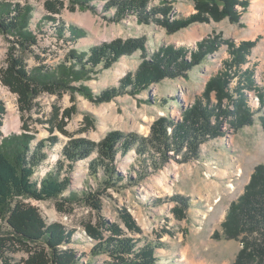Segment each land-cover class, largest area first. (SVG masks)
I'll return each instance as SVG.
<instances>
[{
	"label": "rangeland",
	"instance_id": "obj_1",
	"mask_svg": "<svg viewBox=\"0 0 264 264\" xmlns=\"http://www.w3.org/2000/svg\"><path fill=\"white\" fill-rule=\"evenodd\" d=\"M46 1L0 0L12 4L21 3L34 10L32 28L37 31L39 44L33 46L34 52L23 53L30 69L41 64L56 67L69 57L73 49L87 51L94 45L116 39L126 41L145 38L147 53L137 49L122 56L111 67L104 69L99 66L85 79L74 82L77 86L89 87L95 97L119 86L128 73L137 72L145 57L151 58L161 46L172 44L194 50L197 43L207 37L218 35L222 41L217 51L184 73L166 77L135 94L121 93L103 102L79 91L66 90L62 96L43 93L36 99L37 105L32 110L23 111L19 96L1 82V95L7 114L4 125L0 127V147L10 152L11 145L5 142L14 134L33 137V145L51 136H58L54 146L44 148L47 156L37 166L34 179H43L50 173L58 175L60 179L67 176L71 179L68 189L59 198L21 199L36 205L47 222H62L75 229L74 242L70 246L81 256L80 264H102L108 259L107 255L91 256L94 241L85 233V223L90 221L95 224L98 213L80 201L71 205L65 202L66 206L72 207L68 212L59 211L57 205L73 189L98 187L97 181L90 174V162L97 159L98 153L94 151L70 168V162L63 156V147L80 138L100 142L114 131L135 133L143 137L153 136L151 142L141 144V149L145 150L142 153L132 147L126 154L120 152L113 165H109L108 170L114 166V173L118 172L123 180L108 189L112 197H102L101 215L123 225L120 210L122 207L127 208L143 229L137 235L142 239L141 244L149 241L164 244L163 248L157 249L160 264H235L247 240L259 237L255 234L251 236L250 231L245 230L237 238H229L225 226L232 204L238 202L245 192L257 165H264V106L259 99V94L264 93V31L255 33L251 28L250 23L255 18L252 8L255 0H247V9L240 15V22H231L227 17L211 19L209 22H195L175 32L161 25L155 17L143 22L131 11L126 12L121 19H115L117 8L106 6L111 0H93L97 4L96 10L79 7L75 11L69 8L62 10L60 18L68 25H76L86 31L85 36L78 40L68 41L55 34L52 28L54 21L47 18L49 13ZM153 8L170 12L169 20L186 17L196 11L194 0H150L147 10L152 12ZM236 8L243 7L236 5ZM164 17L162 12L156 16L160 19ZM258 37L260 39L251 48L247 62L230 83L233 92L242 83L247 86V75L243 72L246 69L254 70V86L244 89L253 110L254 123L238 127L233 125L231 117L223 116L217 124L213 118V123L218 126L217 133L202 137L196 152H190L187 144L179 145V149L158 147L153 126L159 118L169 117L174 121H182L184 110L190 109L200 99L206 103L208 82L214 75L227 69L226 63L231 58L225 40H233L239 45L242 41ZM21 50L12 35H6L0 30V73L7 66L11 53L22 54ZM187 58H191L190 54ZM234 97L237 95L234 94ZM209 98L211 105L220 109L227 108L231 111L230 116L235 115V107L228 98L220 103L215 92ZM73 105L77 109L66 120L68 133L56 130L51 135L48 120L55 115L57 108L61 113L60 119L62 112ZM10 108L14 109L18 117V127L10 126L7 130L5 126ZM106 173L109 174L108 171ZM104 174L105 170L99 168L100 181ZM175 206L183 208V219H179L173 212ZM255 253L254 250L250 257L258 254ZM27 256L24 251L17 252L14 254L15 262ZM0 264H3L1 259Z\"/></svg>",
	"mask_w": 264,
	"mask_h": 264
},
{
	"label": "trees",
	"instance_id": "obj_2",
	"mask_svg": "<svg viewBox=\"0 0 264 264\" xmlns=\"http://www.w3.org/2000/svg\"><path fill=\"white\" fill-rule=\"evenodd\" d=\"M149 1L111 0L106 6L113 5L117 8L115 19H121L126 12L131 11L143 22L155 17L157 22L175 32L195 22H209L211 19L221 20L227 17L231 22H240V15L245 12L248 5L247 0H194L196 10L194 13L169 20L170 12L166 10L159 11L158 8H153V11L149 12L147 10ZM236 5L243 8H236ZM45 6L49 13L47 18L54 21L52 28L55 34L65 41L78 40L85 36L86 31L76 25H68L60 18L62 10L69 8L75 11L78 7L97 9V4H94L93 0H69V4L67 0H47ZM161 12L165 17L156 18ZM33 14L32 7H25L21 3L0 2V30L6 35H12L14 42L22 48V54L12 52L8 57L7 66L1 70L0 80L19 96L23 111L32 110L37 105L36 99L43 93L62 96L66 90L79 91L98 102L110 100L121 93L135 94L153 83L160 82L166 77H176L202 63L218 50L222 41L218 35L207 37L198 42L194 50L172 44L161 46L151 58L144 56L140 69L135 73H128L119 86L95 97L89 87L77 86L74 82L85 79L99 66L104 69L111 67L122 56L129 55L137 49L147 53L145 38L126 41L116 39L94 45L87 51L73 49L69 57L56 67L41 64L30 69L23 53L34 52L33 46L39 44L37 31L32 28ZM259 39L260 37L242 41L239 45L233 40H225L231 58L226 63L227 69L214 75L208 82L205 91L206 103L200 99L190 109L184 110L182 121H174L169 117L159 118L153 126V135L158 147L161 149L165 147L166 150L170 147L179 149V145L187 144L190 152H196L202 137L217 133L218 126L215 124L223 116L233 118L231 122L238 127L254 123L253 110L244 92L246 87L255 84L254 70L246 69L243 72L247 75V86L242 83L233 92L230 83L247 62L251 48ZM189 54L190 59L187 58ZM212 92L216 93L220 103L224 98L232 102L235 107L234 116H230L229 109H220L210 104L209 97ZM234 94L237 97H234ZM72 97L75 99L74 94ZM259 99L260 104L264 106V93L259 94ZM76 109V105L65 109L59 119L61 113L57 108L55 115L47 122L51 135H54L56 130L68 133L66 120L72 117ZM6 114L7 107L0 90V127L4 125ZM213 118L216 119L215 124ZM262 124L264 127V118ZM32 139L33 137L29 135L14 134L5 142L11 145L10 152L0 147V259L3 264H80L81 256H78L76 249L70 246L74 242L75 229L62 222H47L36 205L21 199L59 198L71 183L69 176L60 179L54 173L40 180L34 179L37 166L47 156L44 148L54 146L58 136L41 140L36 145H33ZM151 139L153 136L143 137L135 133L124 134L114 131L100 142L80 138L68 142L63 147V156L70 162V168L78 160L89 157L94 151L98 153L97 159L90 162V174L97 181L98 187L73 189L63 198L64 201L58 202L57 205L59 211L68 212L72 207L66 206V203L71 205L80 201L98 213L95 224L90 221L85 223V233L94 241L91 256L107 255L108 259L102 264H160L157 249L163 248L164 244L160 241L141 244L142 239L137 235L141 234L143 229L127 208L122 207L120 210L123 225L111 222L101 215L102 197H112L108 189L123 180L118 172L114 173V166L108 170L109 165H113L120 152L126 154L132 147H136L142 153L145 150L141 149V144L151 142ZM99 168L105 170L101 181L98 176ZM173 212L179 219L185 217L180 206H175ZM225 226L229 238H237L245 230H249L251 236L253 234L259 236L253 237L251 241L247 240V245L240 250L235 264H264V165H257L245 192L239 197L238 202L232 204ZM254 250L258 254L250 257ZM20 251L26 252L28 256L15 262L14 254Z\"/></svg>",
	"mask_w": 264,
	"mask_h": 264
},
{
	"label": "bare ground",
	"instance_id": "obj_3",
	"mask_svg": "<svg viewBox=\"0 0 264 264\" xmlns=\"http://www.w3.org/2000/svg\"><path fill=\"white\" fill-rule=\"evenodd\" d=\"M254 9V20L251 21V28L253 32L264 31V0H255L252 5ZM252 9V10H253ZM5 128L9 130L11 127H18V117L13 108L9 109ZM11 126V127H10Z\"/></svg>",
	"mask_w": 264,
	"mask_h": 264
},
{
	"label": "built area",
	"instance_id": "obj_4",
	"mask_svg": "<svg viewBox=\"0 0 264 264\" xmlns=\"http://www.w3.org/2000/svg\"><path fill=\"white\" fill-rule=\"evenodd\" d=\"M0 83H1V80H0ZM0 90H1V85H0ZM258 101V100H257Z\"/></svg>",
	"mask_w": 264,
	"mask_h": 264
}]
</instances>
